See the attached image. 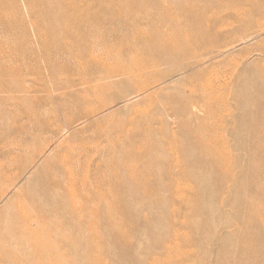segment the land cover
<instances>
[{"label": "rangeland", "instance_id": "374dc122", "mask_svg": "<svg viewBox=\"0 0 264 264\" xmlns=\"http://www.w3.org/2000/svg\"><path fill=\"white\" fill-rule=\"evenodd\" d=\"M144 1L0 0V264H264V0Z\"/></svg>", "mask_w": 264, "mask_h": 264}, {"label": "bare ground", "instance_id": "6f19581e", "mask_svg": "<svg viewBox=\"0 0 264 264\" xmlns=\"http://www.w3.org/2000/svg\"><path fill=\"white\" fill-rule=\"evenodd\" d=\"M131 2L133 4H137L139 9H147L146 12L148 14H152V13H154L153 11L157 10L156 7H155V10L149 9V6L152 4H150L149 2H146L144 0H131ZM206 3H208V2H206ZM196 5L197 4H192V6L188 10L187 15H186V13L184 14L185 18L183 17V19H185V26H183L182 29H176V31H174V36L170 37V36H168V34L160 36V35H157L156 32H154V35L151 36V39L145 43L146 47L148 48V51H151V52H148V55H147L151 64H157L158 62H160V60L168 59V57L170 58L174 54L183 55L186 53V55H187V53H188V55H189V53L192 51V49L195 47V45L199 47V46H203V44H207V43L212 44V42L217 41L221 37V33H220L221 29L216 28V26L218 27V25H216L218 19L215 21L216 23L213 22L214 20L212 21V19H214V18L208 14V11H206V9H205L206 5L205 4L203 6L200 5V7H198L199 14H196V9H195ZM252 5H255V8H252L253 10L257 9V8L259 9V7H260L258 0H253ZM154 6H156V5H154ZM246 12H248V11H246ZM128 14H130V13H128ZM144 15H141L140 17L145 19ZM101 17H102L101 19H107V18L109 19L110 15L107 16L106 14H104V16H101ZM214 17H216V16H214ZM69 20H70V23L73 25V28H68V30H66V35L68 36L69 32H71V36H73V34L76 33L78 38L83 40L85 38L86 34L84 32H82L83 26H80L79 24L87 22V16L83 15L81 17V14L76 13V14L70 16ZM93 20L101 22V20L97 17V15H93L91 17V20L88 22H91ZM161 20L162 19L159 17L156 21L161 23L162 22ZM66 25L68 26V24H66ZM154 28H156L155 25H154ZM172 33L173 32H171L169 34H172ZM180 44H184L183 47H180L179 46ZM212 47H213V45H212ZM207 49H209V48H207ZM136 67H137V65H136ZM137 68H139V67H137ZM41 126H43V125L41 124ZM7 170L5 169L4 172ZM3 174L0 171V177ZM6 176L7 175H5V177ZM40 176L43 177V174ZM44 179H46V178H44ZM52 180L54 183L57 182V177H52ZM46 195L44 193L43 197L45 198ZM19 202H20L19 204H21V207H20V205H19V207L22 208L23 203L21 201H19ZM16 212H17V210H16ZM30 214H31V211H30V209L27 208V210H24V209L22 210L21 216L16 217V218H11L10 220H12V224H11L12 229L20 230V231H21V229H24V228L28 229L29 227H28L27 221L29 219ZM6 221L8 223L9 219ZM28 236H29V234H28ZM6 239H7V237H6ZM33 242L38 243L40 241L35 240ZM35 245H36V247H38L37 244H35ZM33 261H35V260H33ZM32 263L38 264V263H36V261L32 262Z\"/></svg>", "mask_w": 264, "mask_h": 264}]
</instances>
